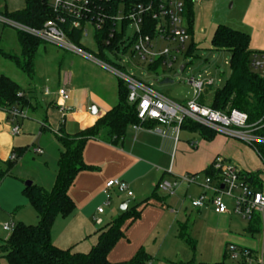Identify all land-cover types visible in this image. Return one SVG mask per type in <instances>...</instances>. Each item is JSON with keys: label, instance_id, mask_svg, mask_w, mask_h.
I'll list each match as a JSON object with an SVG mask.
<instances>
[{"label": "crops", "instance_id": "obj_1", "mask_svg": "<svg viewBox=\"0 0 264 264\" xmlns=\"http://www.w3.org/2000/svg\"><path fill=\"white\" fill-rule=\"evenodd\" d=\"M229 1L233 9L237 8V13L241 17L239 22L235 20L238 25H234L235 29L250 36L249 48L253 49L252 51L262 50L264 0ZM24 7V0H0V9L5 8L8 13L20 11ZM17 47L13 53L15 55H19L18 43ZM0 58L3 59L1 56ZM26 80L27 84H22L29 89L31 101L38 102V108L40 107L38 95H55L57 103L53 100L51 105L58 107L60 100L57 91L64 89L68 93L66 107L70 112L66 117L70 119L72 125L69 131H65V125L62 123L66 134L71 135L91 128L117 103L118 80L115 77L51 46L43 45L42 51L38 50L34 62V77L32 80L27 78ZM45 90L48 91L47 94L44 93ZM207 90L208 88H205L203 92ZM188 100L190 99L176 103H185ZM91 106L97 109L96 115L90 114ZM28 109L30 107L24 109V112ZM4 120L5 116L0 115V159L7 156L13 147L10 128ZM42 123L45 124V121L42 120L39 124V136L45 131L40 130ZM182 131L187 133L182 134ZM188 133L187 130H180L178 140L174 141L171 129L148 122L139 130L129 127L117 145L108 144L100 139L86 142L82 151V161L93 169L79 172L69 188L68 196L73 201L75 209L69 216L57 217L54 220L50 231L53 245L63 250L71 249L76 253L89 252L97 242V231L119 216L121 213L119 207L123 202L129 201L127 207L129 208L142 202L155 191L156 198L138 208L139 218L131 224L127 222L124 225V237L112 248L107 259L110 263L127 262L142 249L151 257L150 264L188 263L192 252L188 253V246L178 239L177 228L178 224H188L194 212L200 214V209H192L188 200L197 197L201 189L197 185L181 183L170 195L160 190L158 184L162 180L172 181L183 175L203 174L218 156L230 161L222 156L224 149L216 145L214 138L211 141L204 139L196 141L193 136L187 135ZM54 135L57 136L58 131L57 135L56 133ZM192 142L196 143L195 148L190 147ZM36 149L42 152L39 156H43L47 150L45 146ZM53 151L54 163L50 168L47 161L42 158V161H45L43 167L50 169L52 176L48 186L43 187L44 185L35 183L47 190L54 182L58 148H54ZM110 180L124 182L132 197L127 198L112 192L109 206L99 215L97 209L105 203V184ZM96 218L101 219V225H95ZM0 264H6L5 260L0 258Z\"/></svg>", "mask_w": 264, "mask_h": 264}, {"label": "built area", "instance_id": "obj_2", "mask_svg": "<svg viewBox=\"0 0 264 264\" xmlns=\"http://www.w3.org/2000/svg\"><path fill=\"white\" fill-rule=\"evenodd\" d=\"M42 1L52 10L54 17L41 29H31L2 17L0 23L14 31L34 37L44 45L78 57L122 81L128 90V103L136 106L138 123L131 127L133 130H139L144 124L153 122L159 127L171 129L174 133V141H177L182 125L190 122L217 136L241 142L257 156L263 166L260 171H245L218 156L211 164L215 175L211 178L204 177L201 185L196 184L197 178L194 175H183L172 181H160L158 188L171 195L181 183L199 186L201 193L188 200L192 209L199 210L210 205L217 215L234 214L247 222L251 235L259 236V247L255 250L230 246L228 249L230 259L237 264H264V160L257 149L260 146L264 147V135L260 134L264 130V121L260 119L249 123L248 116L238 110L214 111L208 106L199 104L204 89L213 86L211 79L187 80L193 92L192 99L185 103H176L158 94L131 74L122 71L120 52L123 54L131 50L130 57L135 56L141 64L147 65L148 69L158 64L170 70L176 60L175 55L187 51L185 45L189 43L191 37L183 15V0H149L138 5L119 0L114 14L109 16L95 14L90 0ZM107 22L109 26L106 25ZM88 26L94 29V42L97 47L102 48L101 55L98 49L93 53L73 41L76 35L79 42L85 38ZM162 42L167 43L169 48L161 49L158 44ZM105 54L115 62L110 63ZM250 68L264 78V51L252 53ZM44 93L47 94L48 91L45 90ZM57 95L60 100L58 108L62 114V124L63 119L70 112L66 107L69 95L64 89H59ZM4 113L7 115V122L11 124L10 135L12 137L18 135L21 130L20 123L26 117L24 110L12 107ZM190 147L195 148L196 143H190ZM32 151L37 155L42 154L39 149ZM16 159L15 154H11L9 161L14 162ZM112 192L127 198L132 197L124 182L108 181L104 189L105 203L103 207L97 209L99 215L109 206ZM208 193L212 196L207 197ZM223 198L232 201L230 210L222 202ZM94 223L99 226L102 221L96 218ZM15 226L11 222L2 224L0 230L9 236ZM255 227L259 231L253 232Z\"/></svg>", "mask_w": 264, "mask_h": 264}, {"label": "trees", "instance_id": "obj_3", "mask_svg": "<svg viewBox=\"0 0 264 264\" xmlns=\"http://www.w3.org/2000/svg\"><path fill=\"white\" fill-rule=\"evenodd\" d=\"M24 1L25 7L20 11L8 13L5 8L0 9V17L36 30L41 29L47 21L53 19L54 14L44 1ZM118 1L90 0V3L95 14L109 16L114 14ZM122 1L136 5L149 2V0ZM183 2V15L187 23L188 33L192 39L193 1L183 0ZM2 25L3 29L9 28L4 24ZM15 38L19 46V55L1 53L0 51V56L25 78L32 80L35 57L39 47L44 44L38 39L18 31H15ZM191 39L185 52L186 55H190L195 50ZM73 41L80 45L77 35L73 38ZM249 41L250 36L244 31L225 25H218L215 28L211 37V46L214 50L226 51L229 54L230 75L223 86L213 92L208 107L221 112L226 109L238 110L248 116L249 123H253L260 119L264 121V78L250 68V58L255 51L249 48ZM97 49L99 55H101L102 48L99 46ZM158 67V64H155L151 70ZM127 95L126 85L118 80L116 105L98 119L91 128L70 135L64 132L63 124L59 125L58 135L56 136L58 151L53 185L50 189L45 190L31 184L23 190L24 197L30 203L38 218V223L35 226L16 224L13 232L0 246V258L4 259L6 264H150L151 257L142 249L137 251L127 262L110 263L107 256L116 243L124 237V225L127 222L131 224L139 218L138 208L147 205L152 198H156L155 191L148 198L127 208L112 222L100 228L97 231L95 246L85 254L73 252L71 249H59L53 245L50 239V231L54 220L57 217L69 216L75 209L73 201L68 196V190L72 186L76 175L81 171L93 169L86 166L82 161V151L86 142L100 139L108 144L117 145L122 141L126 130L138 123L136 106L128 103ZM199 104L204 105L202 96L199 99ZM12 107H18L21 110L27 109L29 108L28 99L16 82L0 75V110L8 112ZM45 129L47 127L42 123L40 130ZM181 130H187L191 133L198 132L202 139L206 141H211L216 136L211 131L190 122H185ZM260 134L264 135V130ZM257 149L264 160V147L260 146ZM25 151L26 147L13 148L11 154H15L18 159ZM211 164L203 172L205 177L211 178L215 175ZM12 168L13 163L8 161L6 171L0 172V180L7 176ZM257 231L259 230L255 227L253 232ZM177 236L194 255L195 242L190 237L187 223L178 224ZM186 264L207 263H196L193 257Z\"/></svg>", "mask_w": 264, "mask_h": 264}, {"label": "rangeland", "instance_id": "obj_4", "mask_svg": "<svg viewBox=\"0 0 264 264\" xmlns=\"http://www.w3.org/2000/svg\"><path fill=\"white\" fill-rule=\"evenodd\" d=\"M193 22H192V39L191 42L195 46V50L186 55L185 51L180 55H175V62L170 70L159 66L155 70L147 68V65L141 62L135 56L130 57V51L119 53L121 57L120 64L123 66L125 73L131 74L135 79L149 85L152 90L161 94L175 102H182L184 99H192V89L187 84L189 79H211L213 86L208 87L206 92L202 93V100L205 106H209L213 92L221 88L226 79L229 78L230 68L228 65L229 54L226 51L214 50L211 46V37L215 28L218 25H225L236 28V21H240V14L237 13V8L231 7L229 0H202L201 2H193L192 5ZM236 20V21H235ZM235 25V26H234ZM87 36L80 40V45L89 51L96 53L97 46L94 42V29L91 26L86 27ZM188 44L185 45L187 48ZM161 49L169 48L167 43H159ZM43 45L39 47L42 51ZM17 43L15 31L9 28L3 29L0 23V50L3 52H16ZM253 50V49H251ZM260 51H264V48ZM105 57L110 63H114L113 58L105 54ZM182 69V72L180 70ZM4 75L12 81L22 85L21 91L28 99L30 109L25 111L26 117L21 122L20 133L10 137L12 148H24V154L15 160L13 168L7 176L0 180V225L6 223L23 224L26 226H35L38 223V218L23 195V190L26 188V183L31 182L35 185L40 183L43 187L48 186L50 181V169L43 167L42 158H44L48 166L53 165L55 153L53 149L58 148L56 136L59 125L61 124L62 114L58 107L51 105L53 100L57 103L55 95L41 96L38 95L39 108L37 101H31L29 89L24 84H27L26 78L21 75L8 61L0 58V75ZM62 75V72L60 73ZM109 75V74H108ZM166 82V83H164ZM24 83V84H22ZM39 93V92H38ZM5 116L4 123L11 128L6 120L7 115L0 110V115ZM45 121L48 129L39 136V124ZM69 118L63 120L65 131H69L71 127ZM183 133H187L182 131ZM187 135L193 136L196 141H201L202 138L198 132H189ZM216 145L224 149L222 153L225 158L236 164L245 171L253 172L262 170L263 166L257 156L241 142L215 136ZM46 147L43 156L32 153L37 147ZM7 156L0 159V172L6 171V163L11 156V150ZM247 149V150H246ZM18 167V169H16ZM204 174H198L197 185H201L204 180ZM37 186V185H36ZM39 187V186H38ZM45 189V188H44ZM47 190V189H45ZM159 196H162L159 194ZM210 193L207 197H211ZM222 202L230 210L232 201L223 198ZM103 207V204H101ZM199 215L194 212L188 221L189 234L195 242V253H191L187 248L188 253H191L189 260L193 257L196 263H219L237 264L230 259L228 249L230 246L236 248H247L255 250L259 247L260 239L258 235H251L248 231L247 222L234 215H216L213 212L212 206L208 205L199 211ZM8 234L2 233L0 230V246L7 238ZM184 243V242H183Z\"/></svg>", "mask_w": 264, "mask_h": 264}, {"label": "water", "instance_id": "obj_5", "mask_svg": "<svg viewBox=\"0 0 264 264\" xmlns=\"http://www.w3.org/2000/svg\"><path fill=\"white\" fill-rule=\"evenodd\" d=\"M180 72H182V69L180 70ZM164 83H166V82H164ZM96 113H97V109H96L94 106H91V107H90V114H91V115H96ZM31 184H32L31 182H27V183H26V187L31 186ZM221 189H222V188H221ZM128 205H129V201H125V202H123V203L120 205V207H119V211H120L121 213L125 212V211L127 210Z\"/></svg>", "mask_w": 264, "mask_h": 264}]
</instances>
